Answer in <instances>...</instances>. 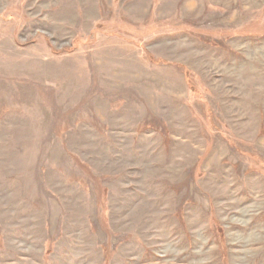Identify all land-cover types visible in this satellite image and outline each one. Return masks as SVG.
I'll use <instances>...</instances> for the list:
<instances>
[{
  "label": "rangeland",
  "instance_id": "rangeland-1",
  "mask_svg": "<svg viewBox=\"0 0 264 264\" xmlns=\"http://www.w3.org/2000/svg\"><path fill=\"white\" fill-rule=\"evenodd\" d=\"M0 264H264V0H0Z\"/></svg>",
  "mask_w": 264,
  "mask_h": 264
}]
</instances>
